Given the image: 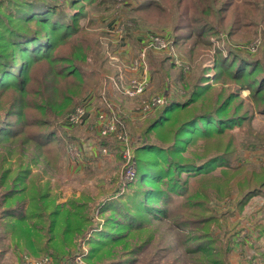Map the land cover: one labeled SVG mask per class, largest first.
Wrapping results in <instances>:
<instances>
[{
  "label": "rangeland",
  "instance_id": "rangeland-1",
  "mask_svg": "<svg viewBox=\"0 0 264 264\" xmlns=\"http://www.w3.org/2000/svg\"><path fill=\"white\" fill-rule=\"evenodd\" d=\"M9 1L17 3L18 0H5L2 3L1 11L6 14L9 7H14ZM47 1L56 5V13L79 17L76 21L79 26L77 33L69 41H58L53 50L62 55L71 54L72 49L77 48L78 39L84 37L90 40L93 45L85 67L96 68L99 81L73 106L76 108L95 95L96 99L91 102L86 117L78 124L67 122L68 115L75 108L66 116L73 108L66 101V111L61 108L59 110L58 106H48L47 127L55 131L59 143L51 147V157L42 156L37 162L29 161L30 176L40 184H45L51 193L50 199L61 210L71 208L72 201L85 203L90 222L85 226L84 235L72 236L65 231L70 225L61 220L62 217L55 218L56 228L49 232L51 218H47L39 220L37 229L27 234L26 228H22L20 224L13 227L6 224L10 218L6 217L5 208L16 205V202L13 201L10 206L6 204L3 194L7 188L0 186V264H23L25 256L39 259L47 255L53 257L54 264H66L78 253L85 254L86 260L93 247L88 240L91 236L104 227L118 232V223L113 219L127 221V218L117 209L119 205H116L114 211L103 207L106 201L117 199L126 191L124 184L130 183L125 182L126 174L131 164L136 169L137 147L143 140L141 128L163 106L150 113H144L139 108L148 99L164 93H168L169 103L173 98L185 100L189 95V82L195 77L201 78L198 80L200 85H210L214 89V95L205 102L206 106L210 105V100L215 104L217 92L221 91L223 97L235 95L236 101H242L246 109H249L250 119L228 130L237 149L238 159L235 165L244 167L247 171L264 167V113L257 107L252 88L246 79L234 75L231 68L220 63L223 58L236 53L249 59H258L264 65V0ZM150 2H153L152 6L144 7L145 3ZM71 16L66 18L72 21ZM204 27V32H200ZM157 35L173 42L179 63L167 58L166 75L155 76L151 70L150 58L158 60L170 56L166 51L150 50L147 53V66L154 80L147 90L135 97L120 92L111 95L108 91L110 86L116 91L112 79L119 76L121 69L126 74L130 73L127 79L133 77L135 73L128 66L132 65L152 37ZM251 45H255V48ZM41 65L48 69V80L53 82L56 70L50 67L47 56L42 58ZM104 79H107L106 88H103ZM9 93H17L28 99V95L21 93L13 84H10ZM104 93L108 100L117 105V115L125 126L127 140H120L115 135L102 136L100 133L98 115L99 108L105 106L102 99ZM29 116L31 115L26 107L20 116L3 115L0 121L11 125L19 122L25 127L31 121ZM208 124L213 125L201 122L202 126ZM151 139L155 143H163L154 135ZM211 139L209 138L210 143L213 141ZM198 140L197 145L192 144L187 148L186 157L189 156L188 150L202 152L210 147L205 144L204 138L200 137ZM20 144V141H4L0 144V150L5 147L13 149L16 145L21 146ZM72 144L77 148L75 152L79 153L77 158L72 156ZM28 147L33 148L34 144L31 143ZM126 148L131 149V159H128ZM56 150L57 163L51 164L47 159H56ZM18 157V154L10 155L9 160L12 162L5 165H11L16 170ZM22 159L26 160L25 156L22 155ZM224 168L226 165L218 166L212 172L220 174ZM31 177H27L26 183H30ZM122 196L124 200L121 201H125L126 196ZM244 197L239 186L235 185L229 194L210 199V208L219 218V225L214 228L213 233L220 237L223 244L231 234V250L228 251L230 264H264V235L258 230L264 225V193L250 196L241 206L239 203ZM27 198L21 204L24 208L30 203ZM179 201L181 197H176L175 202ZM176 213L171 214V218L153 222L152 228L156 230L154 238L149 244L141 242L145 244L143 250L132 254L134 258L131 261L128 259L130 249L125 247V243H120L110 245L108 251L101 258L95 259L93 264H201L196 260L199 259V254L186 250L187 242L183 241L184 234L194 236L195 233L181 224L182 218ZM126 231L128 230H123L125 234ZM129 240L134 246L138 243V239ZM103 250L101 248L100 251ZM132 250L135 251L134 248ZM52 253L59 255V259L55 260ZM86 262L89 263L87 260Z\"/></svg>",
  "mask_w": 264,
  "mask_h": 264
},
{
  "label": "trees",
  "instance_id": "trees-1",
  "mask_svg": "<svg viewBox=\"0 0 264 264\" xmlns=\"http://www.w3.org/2000/svg\"><path fill=\"white\" fill-rule=\"evenodd\" d=\"M4 2L0 0V118L3 115L20 116L26 107L31 115V121L25 127L19 122L11 125L0 121V144L4 141L21 142V146L13 147L14 151L8 147L0 150V186L7 188L3 200L9 206L16 202V205L5 208V215L10 218L6 224L10 227L20 224L29 234L37 229L39 220L51 218L48 229L52 232L56 228L55 220L62 217L61 220L70 225L65 231L72 236L84 235L85 226L90 222L86 214L87 205L72 201L71 208L61 210L50 199L51 193L45 184L30 176L29 161L37 162L42 156L51 157V147L59 143L55 131L47 127L48 106H58L59 110L66 111L65 101L73 107L98 83L96 68L85 67L93 44L82 37L77 40V48H73L71 54L55 52L53 48L58 41H69L77 33L78 16L64 13L63 18L56 13V5L47 0L9 1L14 7H9L6 14L1 11ZM151 3H145L144 7L152 6ZM67 16H71L72 21ZM204 29L200 32L203 33ZM45 56L50 61V67L56 70L53 82L48 80V69L41 65ZM167 58L170 57L150 58L155 76L166 75ZM220 63L231 68L234 75L246 79L257 107L264 113V65L258 59L236 53L223 58ZM195 78L189 82V95L185 100H172L142 126L140 134L143 140L137 147L134 180L124 184L126 191L119 198L106 201L103 207L114 211L119 205L117 209L127 221L113 219L117 221L120 232L104 227L88 239L93 244L91 253L86 257L89 263L93 264L95 259L101 258L110 245L120 243H125V247L130 249L128 259L131 261L134 258L131 255L143 250L144 245L154 238L156 230L152 228L153 222L171 218L170 215L177 212L176 215L182 218L181 224L195 233L194 236L184 234L183 241L187 242L186 250L199 254L198 262L230 264L231 234L223 244L220 237L213 233L219 225V218L210 208V199L229 194L235 185L245 196L239 203L241 206L250 196L264 193V167L247 171L235 165L238 154L228 130L249 120V109L242 101H236L235 95L223 97L221 91L217 92L215 104L210 100V105L206 106L205 102L214 95V89L210 85H200L198 80L201 78ZM10 84L21 93H26L28 99L17 93L11 95ZM203 121L213 123L214 127L209 124L202 126ZM153 135L163 143H155L151 139ZM200 137L210 147L202 152L188 150L189 156L186 157L187 148L197 145ZM209 138L213 140L211 143ZM31 143L33 148L28 147ZM55 152L56 159H47L51 164L57 163L58 150ZM15 154L19 156L16 170L11 165H5L12 162L9 156ZM22 155L26 160L22 159ZM224 165L226 168L220 174H213L214 169ZM28 176L31 177L30 183H26ZM122 195L126 196L125 201H121L124 200ZM26 197L30 203L24 208L21 204ZM176 197H181L179 203L175 202ZM123 230L128 231L125 234ZM258 230L264 235V225ZM131 238L138 239L135 246L129 242ZM101 248L104 250L100 251ZM52 254L55 260L59 259V255Z\"/></svg>",
  "mask_w": 264,
  "mask_h": 264
},
{
  "label": "built area",
  "instance_id": "built-area-1",
  "mask_svg": "<svg viewBox=\"0 0 264 264\" xmlns=\"http://www.w3.org/2000/svg\"><path fill=\"white\" fill-rule=\"evenodd\" d=\"M255 48V45H251ZM257 46V45H256ZM253 48V49H254ZM150 50H159L168 52L172 61L179 63V59L177 57V53H175V48L173 42L168 40L163 36H154L152 37L151 42L148 45H145L139 53V56L133 61L131 66H128L130 70H132L135 75L130 79H127L124 76V72L121 69L119 72V76L113 78V83L116 91H113L111 95H116L118 92L125 94L129 97H135L143 94L150 85L149 79L143 74L148 71L147 66V53ZM250 51H253L250 49ZM255 50V49H254ZM142 73V74H141ZM118 90V91H117ZM168 93H164L161 95L153 96L152 98L145 101L141 106L140 110L144 111V113H150L154 111L158 107H162L169 103V99L167 97ZM95 95H92L89 98V101L84 102L77 106L67 117V122L70 124H78L80 123L87 115L91 102L95 101ZM102 99H104V107L99 108L98 115V127L102 136H110L115 135L120 140H127L126 138V130L124 124L121 122L117 115V105L108 100L107 95L104 93L102 95ZM70 149L73 153V158H77L79 153L74 144L70 145ZM128 159L132 158L131 149L126 148ZM130 160H128L129 162ZM135 177V167L133 164L128 168L125 182H131ZM85 254H76L73 259L67 261L66 264H89L84 259ZM23 264H54L53 257L47 255L43 258L35 259L29 256L24 257Z\"/></svg>",
  "mask_w": 264,
  "mask_h": 264
},
{
  "label": "crops",
  "instance_id": "crops-1",
  "mask_svg": "<svg viewBox=\"0 0 264 264\" xmlns=\"http://www.w3.org/2000/svg\"><path fill=\"white\" fill-rule=\"evenodd\" d=\"M122 56V55H121ZM120 56V58H122ZM123 58H125L124 56H123ZM171 61V60H170ZM127 72V71H126ZM96 74H97V76H98V78H99V75H98V72H96ZM123 74H125L124 76L127 78V77H129V75H130V73L128 72L127 74L126 73H123ZM142 74V73H141ZM148 79H149V81H150V84L153 82V80H154V77H153V75H152V73H150V71H149V68H148V71L146 72V73H143ZM117 75V74H116ZM107 80V79H106ZM106 80L104 79L103 81V88H106ZM102 86L100 85V88H101ZM108 91L110 92V94H112L113 93V89H111V86L108 88ZM172 95V94H171ZM172 99V98H171ZM173 100H174V98H173Z\"/></svg>",
  "mask_w": 264,
  "mask_h": 264
}]
</instances>
